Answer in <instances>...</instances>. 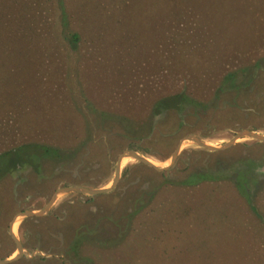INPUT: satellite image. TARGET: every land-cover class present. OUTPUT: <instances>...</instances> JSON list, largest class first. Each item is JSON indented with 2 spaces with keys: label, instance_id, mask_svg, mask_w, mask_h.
<instances>
[{
  "label": "rangeland",
  "instance_id": "1",
  "mask_svg": "<svg viewBox=\"0 0 264 264\" xmlns=\"http://www.w3.org/2000/svg\"><path fill=\"white\" fill-rule=\"evenodd\" d=\"M126 1L118 10L110 0H0V154L34 143L67 157L0 177V259L16 214L41 210L59 188L105 187L129 146L161 168L188 135L221 146L241 130L264 134V84L240 73L264 55V35L253 44L264 0H184L201 30L189 21L173 31L159 27L156 0ZM182 92L199 105L181 126L174 112L152 115ZM136 163L122 161L109 193L64 195L22 220L14 234L26 252L12 264H264V143H187L162 173ZM185 177L192 186L177 185ZM153 189L129 229L135 199Z\"/></svg>",
  "mask_w": 264,
  "mask_h": 264
},
{
  "label": "trees",
  "instance_id": "2",
  "mask_svg": "<svg viewBox=\"0 0 264 264\" xmlns=\"http://www.w3.org/2000/svg\"><path fill=\"white\" fill-rule=\"evenodd\" d=\"M104 1L108 3V0H104ZM110 2H111V5L117 6L115 9H118L119 7L118 10H120L122 6L127 3L126 0H110ZM156 3H157V7L159 8V10L163 12L162 14L159 15V19H162V22L159 24V27L161 29H163L164 25H167L171 30L172 29L175 30L178 25L187 26V23L189 21L196 22L194 19V16H192V12L185 5L184 0H156ZM196 24L198 25V29L201 30V26H199V23L196 22ZM256 25L257 26L254 30V35H253V44L254 42H257L263 39V35H264L263 30H262L263 24L256 23ZM184 33H185V29H184ZM176 34H178V32H176ZM186 34H188V32H186ZM174 40L177 41V39H174ZM69 42L74 47L79 42V37L76 34H73L72 36H70ZM246 62L248 65L243 64L247 66L243 67L240 70V73H243L245 71L247 72L250 70V72H248L249 73L248 75L251 76L253 80H255V83L264 84V55L260 56L253 62H249V61H246ZM4 65L5 64H3V66ZM247 67H250V69H247ZM236 76H237V72L229 73L224 77V82L225 83L231 82L232 84V82L235 81ZM249 82H250V78L246 80V83H249ZM198 103L199 102L195 101L193 98L187 96L183 92L177 93L175 95L164 97L158 100L153 106L152 115L156 117H160L164 113L174 112L178 120L177 124L178 126H181L183 124V116H184L185 111L188 108L196 109V107L199 105ZM252 130H255V129H252ZM128 148L131 150H135L141 154H144L142 150L137 146H129ZM22 149L24 150L28 149L29 153L26 156L19 159L18 154H19V151ZM6 158H8L7 163H6L7 167L4 170H0V177L3 174L12 173L13 171L18 170L23 164H28L32 166L35 169V171L38 172L39 162H41L42 160L50 159V160L59 161L61 163L67 159L64 152L59 149H55V148L40 145V144H34V143L24 144L14 149H11L8 152H4L0 154V161ZM135 165L137 167H144L146 169L156 172L155 170L148 168L140 163H136ZM253 172H254V175L256 176V172L255 171ZM185 179L186 177L180 180L179 182H176L177 185H180L183 187L192 186L188 182H184ZM155 194H156V191L153 189V190L145 191V193L142 194V196H138L135 199L134 206H133L134 208L133 210H131V212L126 217V222L128 224L127 227L129 229H131V227L133 226L132 224L133 220L135 223L139 214L144 212L145 209L148 208L149 204L153 203V200L155 199ZM247 203L251 204V202H247ZM250 204L249 206H250L251 212L254 215H257L256 208H254ZM139 231H141V229H138L137 233ZM126 235H124L125 238H126ZM10 245H11L12 251L7 253V255H5L3 258H7L11 256V254L14 252L15 249H14V244L12 241H10ZM166 253H167L166 250H163L162 254L164 256H166Z\"/></svg>",
  "mask_w": 264,
  "mask_h": 264
},
{
  "label": "water",
  "instance_id": "3",
  "mask_svg": "<svg viewBox=\"0 0 264 264\" xmlns=\"http://www.w3.org/2000/svg\"><path fill=\"white\" fill-rule=\"evenodd\" d=\"M241 139H251L254 141H258L261 143H264V134L257 133L252 130H241L240 132L236 133L232 139H230L228 142L224 143L221 146H212L208 143L204 142L200 138L194 135H188L184 138H182L176 148L173 150L172 154L169 156L168 160L166 161V164L164 167H158L150 159H148L146 156L140 154L139 152L135 150L126 149L124 150L120 156L118 157L115 165H114V176L113 179L110 181L108 185L102 188H86V187H78V186H70V187H63L59 188L54 192V194L51 196L49 201L46 203V205L38 211H23L18 214H16L13 219L10 221L8 225V234L12 241L15 244V255L0 259V264H12L16 261H18L23 254L26 252L25 248L23 247L20 240L16 237L14 234L15 228L14 225H18L22 220L29 219V218H39L44 217L48 214V212L51 210V208L54 206V204L57 202V200L64 195L68 194H82L85 196H99L104 195L112 191L116 188L121 174V165L122 161L124 159H131L135 162H138L148 168H151L155 170L158 173L165 172L170 169L176 162V159L179 155L180 149L187 143L193 144L195 146H198L199 148L205 149L210 152H216V151H224L229 148H231L238 140ZM16 227V226H15Z\"/></svg>",
  "mask_w": 264,
  "mask_h": 264
},
{
  "label": "bare ground",
  "instance_id": "4",
  "mask_svg": "<svg viewBox=\"0 0 264 264\" xmlns=\"http://www.w3.org/2000/svg\"><path fill=\"white\" fill-rule=\"evenodd\" d=\"M16 225H14V228H15Z\"/></svg>",
  "mask_w": 264,
  "mask_h": 264
}]
</instances>
